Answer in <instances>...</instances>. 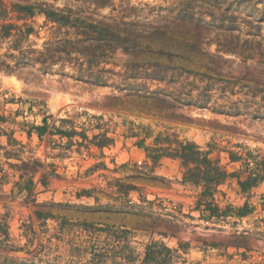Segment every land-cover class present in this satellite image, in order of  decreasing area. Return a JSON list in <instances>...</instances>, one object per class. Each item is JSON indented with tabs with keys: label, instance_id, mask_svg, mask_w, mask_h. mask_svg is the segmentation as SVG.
<instances>
[{
	"label": "rangeland",
	"instance_id": "374dc122",
	"mask_svg": "<svg viewBox=\"0 0 264 264\" xmlns=\"http://www.w3.org/2000/svg\"><path fill=\"white\" fill-rule=\"evenodd\" d=\"M46 1L138 41L135 49H117L106 68L122 74L134 63L157 59L166 75L162 81L149 80V68L138 80L147 89L131 92L116 86L119 76L102 87L75 80L72 64H65L66 75L41 73L37 65L0 69V116L6 119L0 121V224L9 234L0 245V264L83 262L70 255L85 245L80 222L130 230L129 243L139 258L134 264L152 241L176 249L169 264H264V182L248 193L240 192L235 179L218 185L212 201L219 209L247 201L253 210L243 217H208L203 205L197 208L200 187L182 181L179 160L163 156L153 163L136 144L146 131L143 145L150 147L166 146L155 144L157 135L174 134L201 149L212 145L211 156L221 164L228 161L224 150H238L235 145L264 153V0H106L102 7L95 0ZM27 22L37 33L29 43L40 49L52 26L42 15ZM227 35L240 39L237 49L252 48V58L224 51ZM7 45L0 41V55ZM10 76L21 81L20 91L8 86ZM54 88L69 98L56 111L48 103ZM206 96L203 107L193 102ZM85 103L101 104L104 110H88ZM46 115L56 124L67 117L84 123L89 135L98 132L90 128V116L102 115L114 144L52 160L50 153L57 149L50 141L57 143L58 137L39 140L36 132L27 137L24 130L41 124ZM3 131L12 132L19 143L9 145ZM131 131L139 134L129 136ZM53 161L56 174L48 175L43 186L38 180ZM227 166L236 170L240 164ZM29 176L34 184L26 190L18 181ZM37 211L48 217H38ZM61 218L68 223L63 233Z\"/></svg>",
	"mask_w": 264,
	"mask_h": 264
},
{
	"label": "trees",
	"instance_id": "16d2710c",
	"mask_svg": "<svg viewBox=\"0 0 264 264\" xmlns=\"http://www.w3.org/2000/svg\"><path fill=\"white\" fill-rule=\"evenodd\" d=\"M105 4L106 0H95L97 7H102ZM35 15H42L44 23H50L52 26L50 38L44 42L40 49L32 48V44L29 43L30 35L37 33L27 20ZM18 21L22 22L18 23ZM231 29L232 27L230 31ZM228 36L230 39L224 40L225 45H222L224 51L237 53L243 59L252 58V48L245 46V48L237 49L240 39L233 35H227V38ZM3 40H7L8 45L6 52L0 55V69L8 71L26 65H37L41 73L66 75L64 72L65 64H72L74 72L70 76L75 80L85 81L91 87H102L114 80V77L119 76L120 81L117 82L116 86L120 90L131 92L147 89V84L138 82V80L142 78V74L148 72L149 68H151L147 73L149 80L162 81L166 75L165 70L162 69L166 66L157 59L146 60L140 64L134 63L122 74L106 68V61L117 49L124 51L135 49L139 46L138 41L128 35H122L120 31L114 30L102 22L88 21L85 18L75 16L69 9L53 7L46 0H36L24 4H7L0 0V41ZM57 64L59 67L55 68ZM255 94L254 90L251 91V96H256ZM209 98L210 96L201 97V99L193 102L203 107ZM178 99L185 100L180 96ZM220 108L223 109V105H220ZM251 114L254 117L259 116L255 110ZM49 118L50 115H46L41 124H31L24 130L27 137H31L33 131L36 132L39 140H42L44 135L46 138L49 136L58 137L57 143L53 140L50 141L51 148L57 149V152L50 153L52 160L61 159L71 152L81 154V152L90 151L94 147L101 151L114 144V137L109 135V129L105 127L102 115L90 116L89 120L93 121L90 128L98 130L97 133L90 135L84 123L78 125L67 117L60 118L59 124H56L55 121L48 122ZM5 120V117L0 116V121L4 122ZM22 124L27 126L26 122ZM11 133L7 134L3 131V134L8 136V144L17 145L19 141L11 137ZM128 134L129 136H136L139 132L131 131ZM148 134L149 132L146 131L144 137ZM144 137L138 139L136 144L144 148L146 157L153 163H156L163 156L179 160L182 168V181L200 187L197 208L203 205L201 211H206L208 217H225L232 214L243 217L253 210V206L247 201L239 207L226 205L223 209H219L213 203L212 196L216 192L217 186L229 179H235L240 192L243 193H248L252 188L264 182V153L261 150H250L235 145L238 150H224L227 153L228 161L221 164L219 157L211 156L214 151L212 145H208L207 149H201L193 141L178 139L174 134H166L163 137L157 135L154 139L155 144L163 143L166 146L150 147L143 145ZM101 156H103L102 153ZM231 163H239L240 166L236 170H229L227 165ZM48 165L51 167L50 172L42 173L38 180L43 186L47 184L48 175L56 174L54 161ZM98 165H102V163ZM18 182H21V187L26 190H30L34 184L32 176ZM18 182L16 184H19ZM36 213L38 217H48V213L42 214L41 211ZM67 224L64 218L60 219L61 233L66 230ZM76 225L79 227L80 233L87 237L85 238V245L79 244L82 248H73L77 253L70 254L72 257H78V260L84 259L79 264H134L139 259L129 243L132 234L130 230L114 226L97 227L87 222H80ZM103 234L104 238L100 240ZM8 241L7 226L1 223L0 245ZM182 247L183 245H181ZM173 251L176 249L173 250L164 243L152 241L146 245L139 264H169L170 259L168 258ZM65 264H78V262L70 258Z\"/></svg>",
	"mask_w": 264,
	"mask_h": 264
},
{
	"label": "bare ground",
	"instance_id": "6f19581e",
	"mask_svg": "<svg viewBox=\"0 0 264 264\" xmlns=\"http://www.w3.org/2000/svg\"><path fill=\"white\" fill-rule=\"evenodd\" d=\"M6 82L9 87L13 88L16 91H20L22 84H21V81L15 76H10L6 80ZM66 102H69L68 94L66 92L61 91L59 88H54L49 92L48 103L52 111H56L60 109V107ZM84 106H86V103ZM89 109L95 110L93 108H89Z\"/></svg>",
	"mask_w": 264,
	"mask_h": 264
},
{
	"label": "water",
	"instance_id": "95a60500",
	"mask_svg": "<svg viewBox=\"0 0 264 264\" xmlns=\"http://www.w3.org/2000/svg\"><path fill=\"white\" fill-rule=\"evenodd\" d=\"M85 107L86 108H93V109L98 110V111L104 110V107L101 104L87 103Z\"/></svg>",
	"mask_w": 264,
	"mask_h": 264
}]
</instances>
